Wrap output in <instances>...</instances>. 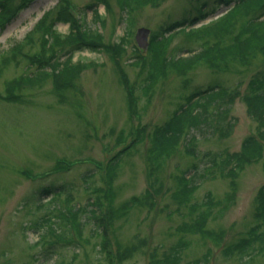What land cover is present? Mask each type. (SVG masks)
<instances>
[{
	"label": "rangeland",
	"instance_id": "374dc122",
	"mask_svg": "<svg viewBox=\"0 0 264 264\" xmlns=\"http://www.w3.org/2000/svg\"><path fill=\"white\" fill-rule=\"evenodd\" d=\"M65 1L72 6L83 32L88 34V29H95L107 46H114L123 38L124 50L115 58L104 48L69 50L66 46L58 51L59 61L70 57L72 63L83 66L73 88L58 92L52 78H47L27 85L18 101L0 98V264H109L99 247L100 235L87 218L93 208L89 203L96 198L97 189L105 186L106 166L121 150L124 142H119L122 138L131 142L135 131L144 127L147 137L119 157L111 174L115 197L109 205L115 215L107 236L111 239L110 250L121 256L113 258L110 264H149L152 258L172 255L178 246L182 248L177 264H264V253L249 259L227 258L222 253L225 246L257 223L255 199L264 186V160L246 165L234 179L235 188L230 178L214 169L193 175L196 168L205 167L209 153L238 151L242 140L255 131L256 125L240 98L234 99L228 114L227 121L233 123L229 135L196 132L195 156L186 154L187 144L181 143L159 159L160 165L154 170L149 136L153 126L167 121L196 90L217 83L230 91L238 87L242 92L250 77L264 69L263 55L255 52L248 63L235 64L229 71L219 73L204 64L183 73L170 70L144 91L141 58L148 49L137 46V29H150L151 39L170 23H187L185 32H171L167 51L169 56L186 57L190 55L188 50L197 48L186 32L225 13V6L215 7L212 0H162L155 6L147 5L126 14L111 0L108 9L97 5L101 19L94 21L95 0ZM202 1L206 2L207 13L190 25L189 21L198 16L197 7ZM59 4L60 0H32L0 30V94H4L10 80L41 73L27 56H43L42 40L35 35L29 41L27 36L42 15ZM213 7L216 9L212 12ZM245 19L238 15L234 30ZM55 28L61 36L69 31L67 23L59 22ZM14 46H20L21 53L12 57ZM5 57L8 61L2 64ZM59 160L72 164L68 170L56 171ZM184 176H190L195 185L191 194H183ZM49 184L60 186L58 195L40 194V189ZM152 184L161 189L153 195L154 204L145 196ZM208 193L216 207L206 228L220 234V239L178 232V226L190 223L204 209ZM133 196L141 197V203L122 213V205ZM230 197L233 202L224 206ZM78 206L86 208L80 214L79 228L71 224L72 229L66 225L69 232L64 231L58 225L61 219L57 214ZM48 223L63 236H82L83 242L47 245L41 236H51Z\"/></svg>",
	"mask_w": 264,
	"mask_h": 264
},
{
	"label": "trees",
	"instance_id": "16d2710c",
	"mask_svg": "<svg viewBox=\"0 0 264 264\" xmlns=\"http://www.w3.org/2000/svg\"><path fill=\"white\" fill-rule=\"evenodd\" d=\"M30 1L32 0H0V30L16 15L19 9L27 6ZM64 1L60 0L58 6L46 11L35 24L31 32L32 34L30 33L27 36V40L29 41L33 40V36L35 35H38L42 40L43 56L34 55L36 59L34 56H27L30 63L36 64L37 69L41 73H38L34 77L20 76L19 78L10 80L5 86L4 94H0L1 99L11 102L18 101L23 89L27 85H33L47 78H52L54 88L58 92L73 88L75 86V79L83 66L79 63H72L70 57H67L64 62L59 61L57 56L58 51L59 49H64L66 46L69 50L86 49L94 51L104 48L115 58L124 50L123 38L116 45L107 46L102 42V35L97 33L95 29H88L87 33L90 36L83 32L74 17L72 6L68 1H65V3ZM110 1L95 0L94 21L96 19L100 21L101 19L97 11V5L103 4L108 9ZM114 1L121 11H125L128 14L147 5L155 6L162 0ZM205 4L206 2L202 1L198 5V16L189 21L190 25H194L200 20V17L206 15L207 12L204 10ZM212 4L215 7L225 6V13L206 25L191 28L189 32H186L188 38L197 43V48L188 50L189 56L167 55L169 43L172 39L170 36L171 32L179 27H186L187 23H170L160 31V34H154L151 37L148 53L144 58H141L143 59L141 68L144 73L142 85L144 91H148L153 84L158 82L170 70L183 73L193 69L198 64H204L212 72L219 73L229 71L235 64L242 65L248 63L255 52H260L264 57V0H212ZM215 7L212 8V12L216 9ZM15 8L16 10H14ZM238 15L244 16L246 19L244 24L236 31L234 30V21ZM59 22L68 24L69 31L66 36H61L56 31L55 25ZM20 53L21 47L14 46L11 56L15 57ZM140 57L141 55H139L138 59ZM7 61L8 59L5 57L2 59V64L7 63ZM47 68L50 70L45 72ZM124 80L126 83V79ZM129 97L132 99L131 95ZM236 97L240 98L245 104L249 117L256 125L255 131L242 140L238 151L218 155L214 153L205 154V156L208 155L205 167L202 170L196 168L193 172L194 175L199 173V171L201 174H204L207 171L210 173L213 169L217 170L221 176L230 178L231 186L235 188L234 179L238 177L246 165L259 162L262 159L264 160V69L255 72L250 77L246 88L242 92L238 87L230 91L217 83L194 91L186 97L185 103L180 105L167 121L153 126L149 133L152 141L150 155L153 157V160H151L153 169L157 170V167L160 165V162L157 161L181 143L187 144L185 148L186 154L195 156L196 132L198 131L206 130L216 133L220 137L229 135L233 128V123L227 121V118ZM143 137H147V134L145 135V127L144 129L135 131L134 139L129 143H126L124 138H122L119 142V144L124 142L121 150L112 157L111 162L106 166L107 176L104 183L105 186L97 189L96 192L98 194L96 198L89 203L93 208L89 210L90 215L87 218L92 220L95 225V233L100 235L97 236L102 240L99 247L104 252L105 259L109 261V264L113 258L121 256L120 253L114 254L110 250L111 239L107 236L109 224H111L115 215V211L109 205V201H112L113 197H115L111 190V174L115 171L116 164L120 159L119 157L124 152L135 148L136 144L143 140ZM68 167L66 163L58 161L55 170L64 171L68 170ZM190 178V176H184L181 179L183 194L185 195L191 194L195 189L192 178ZM160 190V188L154 187L153 184L149 185L146 189L145 196L150 201V204L155 203L153 202V195ZM59 192L60 186L52 184L43 186L40 189V194L43 196L58 195ZM233 200V197H230L224 206L229 205ZM255 202L257 223L242 237L222 249L225 257L238 256V258L248 257L249 259L264 253V186L258 191ZM139 203H141V197H131L122 205V213H127L130 208ZM203 206L204 209H201L198 213L195 212L196 215L190 223L178 226L177 231L180 233H195L202 237L214 236L213 240L215 238L220 239V234H215L206 228L208 217L212 209L216 207V202L213 201L211 194L208 193L206 195ZM71 208H66L65 212L61 211L59 215L57 214V218L61 219L58 225L59 227H63L66 232H69V228L66 225L70 228L72 225L74 227L79 226L81 222L80 214L86 211L85 206L84 208L82 206H78L76 209ZM48 224V233L51 236H41V238L49 246L80 243L84 240L82 236H63L56 229H53L52 224ZM48 238L49 240H46ZM81 238L83 239L82 241H80ZM181 248L182 246H178L172 255H166L161 259L152 258L149 264H177Z\"/></svg>",
	"mask_w": 264,
	"mask_h": 264
},
{
	"label": "water",
	"instance_id": "95a60500",
	"mask_svg": "<svg viewBox=\"0 0 264 264\" xmlns=\"http://www.w3.org/2000/svg\"><path fill=\"white\" fill-rule=\"evenodd\" d=\"M149 34H150V30L147 28L141 27L137 29L135 39H136L137 45L140 48L147 49Z\"/></svg>",
	"mask_w": 264,
	"mask_h": 264
}]
</instances>
